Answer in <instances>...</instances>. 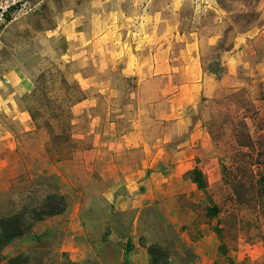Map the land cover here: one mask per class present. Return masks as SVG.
Wrapping results in <instances>:
<instances>
[{
    "label": "rangeland",
    "instance_id": "rangeland-1",
    "mask_svg": "<svg viewBox=\"0 0 264 264\" xmlns=\"http://www.w3.org/2000/svg\"><path fill=\"white\" fill-rule=\"evenodd\" d=\"M15 259L264 264V0H0Z\"/></svg>",
    "mask_w": 264,
    "mask_h": 264
},
{
    "label": "crops",
    "instance_id": "crops-1",
    "mask_svg": "<svg viewBox=\"0 0 264 264\" xmlns=\"http://www.w3.org/2000/svg\"><path fill=\"white\" fill-rule=\"evenodd\" d=\"M197 70L196 69H194L193 71L192 70H190V78L192 77V76H198L197 75ZM13 81L16 79L18 82H15L16 83V85L14 86L15 87V89H17V91H19V92H30L31 91V84L26 80V78H25V76H23L22 74H20V73H13ZM187 88H190L188 85L186 86ZM184 90V89H183Z\"/></svg>",
    "mask_w": 264,
    "mask_h": 264
},
{
    "label": "trees",
    "instance_id": "trees-1",
    "mask_svg": "<svg viewBox=\"0 0 264 264\" xmlns=\"http://www.w3.org/2000/svg\"><path fill=\"white\" fill-rule=\"evenodd\" d=\"M193 174H194V181L196 182L198 188H200L203 191H206V189H207V182L204 179V175H203L202 171L196 169V170H194V173ZM212 210H213V212H217L218 211V208L216 206H214L212 208ZM14 236H16V235H14ZM16 262H17V259H15V261H14L13 264H16Z\"/></svg>",
    "mask_w": 264,
    "mask_h": 264
}]
</instances>
